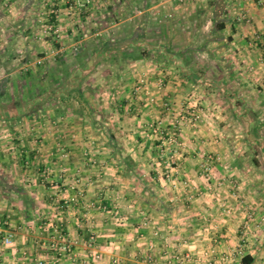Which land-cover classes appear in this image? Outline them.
Wrapping results in <instances>:
<instances>
[{
	"label": "crops",
	"instance_id": "0c3cea01",
	"mask_svg": "<svg viewBox=\"0 0 264 264\" xmlns=\"http://www.w3.org/2000/svg\"><path fill=\"white\" fill-rule=\"evenodd\" d=\"M71 2L0 0V264H264V3Z\"/></svg>",
	"mask_w": 264,
	"mask_h": 264
},
{
	"label": "built area",
	"instance_id": "2783aa9c",
	"mask_svg": "<svg viewBox=\"0 0 264 264\" xmlns=\"http://www.w3.org/2000/svg\"><path fill=\"white\" fill-rule=\"evenodd\" d=\"M108 0H72L71 3H69V13L78 15L81 14L82 11L87 10L91 8L92 6H98L99 4H104ZM260 2L264 3V0H259ZM57 24H53L52 26L49 27V30L51 33L57 35L58 37L60 36V30L57 28ZM159 85L164 84V79L159 78L158 81ZM134 92L140 93L144 92L148 97L149 101L151 103H155L157 98L152 94L150 90V83L148 82V79L144 76L139 77V80L137 84L134 87ZM168 106V103L165 104ZM169 108V107H168ZM193 117L194 119H199L200 114L197 112H193ZM175 122L173 123V126L171 127L170 131L168 134L165 136H162L161 142L159 144V151L161 155L168 154L167 152H174V150L170 151V148H172L175 145H181L179 142V135H178V129H179V124ZM167 160V166L168 167H174L178 166V160L175 158V156H168L166 158ZM211 160L206 162L203 166V174L207 178L212 177V168H211ZM167 176H171L170 173H166ZM115 217H119V212L116 211L113 213ZM3 228H2V221H0V233H3ZM14 232L12 230H8L6 234L1 236V240L4 244V246H10L12 245L14 241ZM97 242L96 235L92 233L89 237L88 240V247L92 248L94 247L95 243ZM51 248L53 250H56L58 254L55 256V258H52L51 260L49 259H40L38 260V264H60L62 261L63 257L66 256H71L72 258H77V253L75 252V243L72 241H69L66 239L65 235L62 234L60 231L56 232L55 238L52 240L51 243ZM90 250V254H91ZM241 253V252H240ZM212 252L207 251L203 254V256H193V254H186L184 257H178V260L174 264H195L197 262H202V264H214V259L212 256ZM92 255V254H91ZM222 263L223 264H235V259H236V254L235 253H228L225 254L222 258ZM115 262H117L115 260Z\"/></svg>",
	"mask_w": 264,
	"mask_h": 264
},
{
	"label": "trees",
	"instance_id": "16d2710c",
	"mask_svg": "<svg viewBox=\"0 0 264 264\" xmlns=\"http://www.w3.org/2000/svg\"><path fill=\"white\" fill-rule=\"evenodd\" d=\"M224 24L220 23L218 25V30L221 31L224 29ZM125 164L128 166L129 169H133L135 165V161L132 159V157L128 156L124 158ZM248 257V256H247ZM247 257L243 258V261L247 264L251 263L252 261L250 259H247Z\"/></svg>",
	"mask_w": 264,
	"mask_h": 264
},
{
	"label": "rangeland",
	"instance_id": "374dc122",
	"mask_svg": "<svg viewBox=\"0 0 264 264\" xmlns=\"http://www.w3.org/2000/svg\"><path fill=\"white\" fill-rule=\"evenodd\" d=\"M60 34H61V31H60ZM56 37H57V35H56ZM58 38H60V37H58ZM172 150H174V149H173V147H172V148H170V151H172Z\"/></svg>",
	"mask_w": 264,
	"mask_h": 264
}]
</instances>
